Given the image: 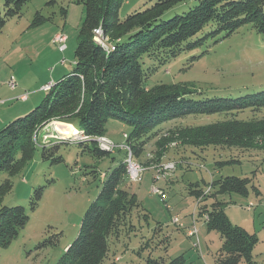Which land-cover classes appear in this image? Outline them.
<instances>
[{"label":"rangeland","instance_id":"1","mask_svg":"<svg viewBox=\"0 0 264 264\" xmlns=\"http://www.w3.org/2000/svg\"><path fill=\"white\" fill-rule=\"evenodd\" d=\"M150 4L151 0H126L120 17ZM194 4L189 0L179 5L177 13ZM36 12L49 19L34 26ZM84 15L80 0H30L21 17L6 23L0 34V129L35 108L56 84L53 80L71 70ZM60 36L65 37L63 49L54 43ZM99 40L101 46L107 41L103 35ZM159 83L186 85L206 98L263 92L264 35L249 25L220 39L207 38L194 51L158 67L148 85ZM55 122L61 123L52 121L38 130L32 159L11 178L12 190L2 199V206L22 207L29 220L7 247L0 248V264H57L64 248L76 239L106 175L125 158V151L119 148L109 155H95L92 144H75L82 132L74 127L77 135H58ZM188 122L194 121L186 118L163 125L156 138L146 143L145 153L137 161L148 165H143L141 180L131 185L141 205L139 216L134 215L132 221L135 231L110 245L103 264H146L148 259L168 264L177 257H182L183 264H217L222 240L218 232L208 231L199 217L200 209H209L214 202L223 204L232 225L255 235L253 260L264 264V152L250 151L242 156L213 147L184 149L180 142L170 147L156 145L157 137ZM131 131L115 119L105 125V137L117 145L123 144V134ZM43 147L50 148L58 161L43 160ZM149 152L153 155L146 156ZM231 157L239 163H227ZM166 163H175L176 169L166 181L157 183L161 194H153L155 173ZM227 177L251 180L247 194H218L215 184ZM191 190L202 191L205 197L199 202ZM193 220L197 235L190 238L187 231Z\"/></svg>","mask_w":264,"mask_h":264},{"label":"trees","instance_id":"2","mask_svg":"<svg viewBox=\"0 0 264 264\" xmlns=\"http://www.w3.org/2000/svg\"><path fill=\"white\" fill-rule=\"evenodd\" d=\"M29 1H2L0 34L8 21L21 17ZM125 1L80 0L85 15L73 67L35 108L0 129V248L7 247L29 220L22 207L2 206V199L12 190L11 178L32 159L38 130L52 121L82 132L89 140L78 139L75 144H92L99 157L110 152L101 150L94 139L106 138L105 125L110 119L132 128L130 134H123L125 142L117 148L128 146L136 162L163 125L186 118L194 122L163 133L156 145L170 147L180 142L184 149L213 147L242 156L250 151L264 152V91L239 98H206L186 85H148L158 67L194 51L207 38L220 39L249 25L264 35V0H193L195 4L182 13H177V7L189 0H151L145 9L121 18ZM172 11L175 14L169 17ZM48 19L36 12L32 24L38 26ZM98 30L107 40L103 46L93 35ZM123 150L127 158L128 152ZM41 155L43 160L58 161L50 148L43 147ZM124 159L106 175L76 239L64 248L57 264H103L110 245L135 231L132 221L134 215L139 216L141 205L131 191L133 183ZM233 162L239 163L232 157L227 163ZM250 182L248 178L227 177L215 186L218 194L245 195ZM252 189L256 191L253 185ZM191 193L199 199L204 194L199 190ZM199 217L208 231L218 232L222 240L217 264H258L252 255L255 235L232 225L222 203L200 209ZM193 225L196 227L195 220ZM146 264L164 263L148 259ZM168 264H183V259L177 257Z\"/></svg>","mask_w":264,"mask_h":264},{"label":"built area","instance_id":"3","mask_svg":"<svg viewBox=\"0 0 264 264\" xmlns=\"http://www.w3.org/2000/svg\"><path fill=\"white\" fill-rule=\"evenodd\" d=\"M97 34V36L95 37V41L99 44L102 45V42L99 40V38L101 37V35H103L102 31L98 30L95 32ZM62 36V35H61ZM57 37L54 40L55 44H61L63 49V45L65 42V37ZM10 85L13 84V80L11 79L9 81ZM81 134V132H80ZM125 138V135H124ZM78 139V138H77ZM82 140H89L85 135H83V137L81 138ZM94 141L97 143L98 147L103 150V151H107V152H113L118 145L114 144L112 141H110L107 138L104 137H97L94 139ZM122 149H126L127 150V158L128 160L125 159V164H126V171L128 174V178L130 182H139L141 180V174L145 171L144 167L142 164L134 161L132 159V153L131 150L128 148V146H120ZM149 155V154H148ZM147 155V156H148ZM152 156V155H151ZM198 167L202 168L201 165H199ZM176 169V164L175 163H166L164 165L159 166V168L157 169L156 173H155V177H154V183L151 187V192L153 194H161L160 188L157 186L158 182L161 181H166L171 174L174 173ZM204 197V195L200 198L199 202L201 201V199ZM251 207V204H250ZM197 235V229L196 227L193 225L188 231H187V236L190 238H194Z\"/></svg>","mask_w":264,"mask_h":264},{"label":"bare ground","instance_id":"4","mask_svg":"<svg viewBox=\"0 0 264 264\" xmlns=\"http://www.w3.org/2000/svg\"><path fill=\"white\" fill-rule=\"evenodd\" d=\"M57 125L54 126V131L55 133L64 136V137H68V136H74L78 134V131H75L72 125L69 124H64V123H57L55 122Z\"/></svg>","mask_w":264,"mask_h":264},{"label":"crops","instance_id":"5","mask_svg":"<svg viewBox=\"0 0 264 264\" xmlns=\"http://www.w3.org/2000/svg\"><path fill=\"white\" fill-rule=\"evenodd\" d=\"M63 76H61L60 78H56V80H53V82H57L58 80H60ZM43 86V85H42ZM18 118V117H17ZM74 128V127H73ZM75 131H77L75 128H74ZM59 135V134H58Z\"/></svg>","mask_w":264,"mask_h":264},{"label":"clouds","instance_id":"6","mask_svg":"<svg viewBox=\"0 0 264 264\" xmlns=\"http://www.w3.org/2000/svg\"><path fill=\"white\" fill-rule=\"evenodd\" d=\"M143 165H144V166H147L148 164L144 163ZM202 196H203V195H202Z\"/></svg>","mask_w":264,"mask_h":264}]
</instances>
